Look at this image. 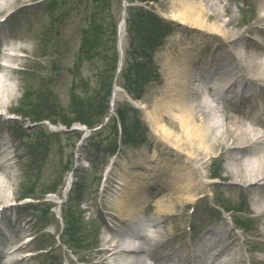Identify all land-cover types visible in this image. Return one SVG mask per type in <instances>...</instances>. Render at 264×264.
Returning <instances> with one entry per match:
<instances>
[{"label": "rangeland", "instance_id": "rangeland-1", "mask_svg": "<svg viewBox=\"0 0 264 264\" xmlns=\"http://www.w3.org/2000/svg\"><path fill=\"white\" fill-rule=\"evenodd\" d=\"M27 1L25 6L30 4V8L27 9L35 13L31 15L26 12V19L38 21L36 22V35H32L34 39L27 41L26 45L19 44L21 48L27 49L25 53L28 58L18 60L21 63L19 65L21 72H12L9 69L2 72L0 69V90L4 85L15 90V96L9 99V103L5 106H1V104L7 102L3 101L7 99L8 93L2 92V95L0 93V127L2 133L9 137L12 146L9 150L11 155L14 153L17 156L10 162L13 167H9V170L17 174L19 179V184L15 186L14 192L6 190L7 179L0 172V181L4 183V199L0 201V213L15 212L18 223L28 230L25 234H17L15 237V242H18V245L26 246L28 244V247L6 259L23 260V263L20 264H78L79 255L72 249L63 246L58 241L57 235L60 234L67 222L68 228H66L64 236L70 240L71 247L81 250L80 255L84 256L87 254L84 246H91L92 243L95 245L101 238L108 237V233H112L111 236L114 237V234L119 232L118 222L106 212L114 214L112 216H118L116 209L111 205L114 196L113 186H117L114 181H116L117 172L123 171V167L129 164L133 157L151 154L155 150L162 156L170 154L174 174H184L183 169L186 165L183 155L178 154L157 132L152 131L149 123L153 114L161 113L163 99L169 95V73L172 64L178 63V56L181 57L188 51V47L195 45L196 38L194 34L191 36V32L186 27L173 21L176 25L175 28L172 29L171 34L154 56L159 79L157 82L148 83L144 88L145 93L142 99L138 101L142 104L143 109L139 111L138 115L128 112L129 105L120 96L114 103L113 114L118 108L123 117V123L120 124L119 117H114L112 114L114 118L110 122L106 123L99 131L84 138L81 132H70L69 129L62 126H52V123L71 121V97L75 96L81 102L93 92L96 75L100 71L101 64L99 60L91 61L88 56H85L86 49L84 52L81 51V43L83 36L90 31V19L93 15H95V27L102 26L101 30L105 32L103 25L107 29L109 24L106 7L98 8L100 0H60L55 6L50 4V2L53 3L52 0ZM180 4L176 0H160L152 5L151 9L162 17H168ZM254 5L258 6L259 4L254 3L251 6L248 4L244 10L242 9L243 11L234 14L237 15L234 19L231 18V26L238 27L236 31L247 29V26L243 24L248 23L250 25L248 28L256 25L258 13L257 7ZM218 6L220 7V4ZM231 7L235 8L233 5ZM47 10L48 12L56 11V14L54 13L55 21L46 16ZM113 16V22L118 23L119 9L113 13ZM230 17L229 14H226L222 20ZM208 22L210 25L220 24L219 20L214 18H210ZM16 29L17 36L23 33V30H18L19 26ZM228 29L232 30L231 27ZM254 30L243 36L250 41L258 39L260 47L264 51V36L258 35ZM200 34L205 38L209 37L204 51L216 46V51H218V43L221 45L224 43L221 38H218L219 35L216 37ZM262 34H264L263 29ZM8 38L13 40L10 35ZM44 38L49 40L46 47L42 45ZM249 44L255 46V43ZM201 47L199 45L197 49L201 51ZM122 48L123 51H126L125 40H123ZM219 51L220 56L223 57L224 51L221 49ZM36 55L41 58L36 60ZM29 56H33L34 60H29ZM219 70L221 71V68ZM22 72L23 74H21ZM217 73L219 74V72ZM191 74L198 80L196 73L191 72ZM234 75L236 73L231 76L220 72L221 78L214 77L207 81L196 82L194 85L203 91L208 90L210 93L220 92L221 87L232 82ZM239 75L248 81L251 80V76L249 77L246 72ZM17 83L20 84L18 91L15 87ZM119 84L120 80L117 79L116 85L119 86ZM31 89L37 90L36 93L26 97V93ZM236 90H239V87ZM208 98L211 100L205 93L201 100H196V103L204 102L212 105ZM212 103L214 107V102ZM235 103L233 106L237 108ZM8 105L12 107L9 111L6 110ZM250 105L251 100L246 101L242 110H249ZM215 109L219 111V108ZM219 113L221 114V112ZM41 117H47L49 123L39 124L36 120ZM163 122L167 123L165 120ZM139 126L144 129L146 143L138 148L118 144L120 136L123 140L131 139ZM171 126L173 132L178 134V130L172 122L169 124L170 128ZM20 131L23 132L21 138L18 139L17 133ZM120 132L121 135H119ZM129 135L132 136L129 138ZM114 148L117 149H115L116 154L111 156L109 151ZM218 159H220L218 155L207 159L203 167L208 173L207 179L211 182L208 186L196 179V182L202 185L203 190L208 189L203 191V194L206 195L204 200L200 199L193 205L189 203L185 208L180 209L176 206L178 198L176 199L175 195L171 197L172 206L175 207L174 217H164L166 218L165 228L168 236H163V238L175 239L176 242L173 245L176 249L183 245L189 248L194 244L198 234L204 232L205 222L207 224H217L218 222L219 226V222H224L230 231L221 243L225 247L228 246L226 250L229 257L236 258L237 254H240L244 264H259L254 262L252 257H261L262 254L258 248L259 245L263 246L264 242L258 241L264 240V237L255 238L253 234L264 229V224L259 223L260 220L264 221V218L253 212L252 206L254 205L250 202L251 198L247 192L248 190L252 193L251 196H257V190L237 185L238 189L234 193L227 192V190H234V184L240 183L224 179L226 175L225 160L220 159L219 162ZM246 159L251 160L252 157ZM70 162H72L71 165ZM86 165H88L87 168H83ZM219 170L220 175L217 173ZM213 172L217 177L220 176L219 180L209 179ZM193 177H185L184 183L185 180L187 182ZM68 180L72 183L71 190L69 189L70 191L67 192L65 185ZM173 187L176 188V185ZM45 191H53L54 194L44 195ZM199 192H202L201 188H198L192 195ZM167 193L166 189L157 190L156 187L155 194H151L152 198L141 208L137 217L146 220L148 215L157 210L155 208L156 201L160 198L165 199L168 196ZM41 194L42 197L38 199ZM21 198H27V200L18 202ZM228 201L232 203L229 204ZM240 201L244 202V209ZM223 206L232 210L230 213L233 212V215L227 213L228 211L225 213L221 209ZM248 207H250V211L247 212ZM193 209L196 220L194 224H191ZM211 209H214L215 212L212 213ZM233 216L237 225L232 222ZM109 219L114 222H110ZM74 224L75 229L70 228V225ZM244 225L245 227H243ZM109 226L116 230L109 231ZM192 227L195 228L191 229ZM35 237L36 239H34ZM222 244H219L214 252L220 251ZM49 245L51 246L48 249ZM251 250H254V253L250 252ZM183 264H187L186 260Z\"/></svg>", "mask_w": 264, "mask_h": 264}, {"label": "bare ground", "instance_id": "bare-ground-1", "mask_svg": "<svg viewBox=\"0 0 264 264\" xmlns=\"http://www.w3.org/2000/svg\"><path fill=\"white\" fill-rule=\"evenodd\" d=\"M26 1L0 0V12L17 5H25ZM176 1L181 4L168 15V19L180 23L182 27H186L191 32V36L194 34L196 38L195 45L188 47V51L181 57L178 56V63L172 64V69L169 73V95L163 99L161 113L159 115L153 114L149 125L151 130L157 132L170 147H173L178 154L183 155L186 165L183 169L184 174H174L170 154L162 156L155 150L151 154L138 155L137 158L133 157L130 163L123 167V171L117 172L116 180L119 184L112 197L113 203H111L118 213L117 218L120 220L121 231L114 234V237L101 238L95 245L92 243L90 247L85 249L87 254L84 256L80 255V251L75 250L83 264H183L185 260L190 264H244L240 254H237L236 258H230L226 250L228 246L225 247L221 243L230 231L224 222H219L220 226L218 222L217 224L204 223L206 227L202 235V243L198 244L199 256L197 254V257L194 250L195 243L189 248L183 245L176 249L173 245L176 242L175 239L163 238V236H168L165 228L166 218L164 217H174L173 211L175 207L172 206L171 197L175 195L176 199L178 198L176 206L180 209L185 208L189 203L193 205L202 199L204 196L203 191L208 189L203 190L202 185L197 183L196 179L207 186L211 183L207 179L208 173L203 167L207 159H211L216 155L223 161L225 160L226 175L224 179L240 183L234 184V190H227V192L234 193L238 189L237 185L256 189L257 196H251L252 193L247 190L251 198L249 200L254 205L252 206L253 212L264 218V120L257 114L260 107L264 111V51L260 47L258 39L255 42V46H253L249 43H254V40L250 41L243 36L254 29H256L254 32L258 33V35L264 36L260 32L261 29L264 30V27L255 28V26L236 31L238 27L233 28L231 26V18L234 19L237 16L234 14L242 9L244 10L246 5L249 4L251 6L254 3L259 4L258 6L254 5L257 7L256 11L258 13L256 25H264V0ZM218 4H220V7ZM231 5L235 6V8H232ZM27 8V6L16 7L0 23V44L8 35L13 39L11 42L0 46V61L5 60L13 63L15 58L7 55V51L13 48L18 53H25L27 49L21 48L19 44L26 45L27 41L34 39L33 36L36 35L37 31L36 22L38 21L26 19V12L31 15L35 13ZM54 13L56 14V11L48 12L46 16L55 21ZM122 13L123 9L119 17L118 39L119 48L123 51L124 31H122L120 26L124 18ZM226 14L231 17L222 20ZM210 18L219 20L220 24L214 23L210 25L208 22ZM26 20H28L27 23H25ZM18 26V30H23V33L17 36L18 31H16V28ZM228 27H231L232 30L228 29ZM200 33L205 36L219 35V37H216L221 38L224 43L221 45L216 42L218 43V49L224 51L223 57L220 56L219 50L216 51L217 46L215 48L211 47L208 51L203 50L205 44L208 43L209 37L205 38ZM48 42L49 40L44 38L42 45L46 47ZM199 45L202 46L201 51L197 49ZM35 58L39 60L41 56L36 55ZM220 68L221 71L219 70ZM0 69L2 72L8 70V68L4 67H0ZM195 69L201 76L209 78H221L220 72L224 75L229 74L232 76L235 73L236 75H234L232 82H229L224 88L221 87V89H224L223 91L210 93L208 90L203 91L192 86L194 84L191 71ZM245 72L249 74V77L251 76V80L248 81L245 77L239 75ZM15 87L16 91H18L20 84H15ZM238 87L239 90L236 91ZM36 91L31 89L26 94H35ZM2 92L8 93L7 99L3 101L7 102L1 104V106H5L9 103V99L15 96V90L4 85L0 90L1 95ZM173 92L174 94H172ZM205 93L214 95L210 96L213 99H216L221 94L229 96V98L219 99L214 107L204 102L196 103V100H201L202 95ZM120 96L123 95L115 89L113 101L115 102ZM238 98L251 100V112L249 114L247 111L236 110L232 105V103L237 102ZM135 104L140 110L143 109L142 104L138 102ZM238 105L240 106L241 104L239 103ZM215 108H219V111ZM11 109L10 105L6 107L7 111ZM164 120L167 123H164ZM220 120L222 121L221 123L218 122ZM170 122L176 126L178 134L173 132L172 126L171 128L169 127ZM9 146V139L3 135L0 127V157L7 156L10 149ZM260 153H262L261 156H259ZM248 157H252V159H246ZM69 164L71 165L72 162ZM0 172L8 180L6 190L14 192L15 186L19 184L18 176L11 170L5 172L1 162ZM219 173H221L220 170ZM187 176L196 178L193 177L192 180H187V182L185 180L184 183V178ZM69 182L68 180L66 190ZM3 184L0 181V201L4 199ZM174 185H176V188L173 187ZM156 187L157 190L166 189L168 196L165 199L160 198V200L156 201L155 208L157 210L144 220L146 227L143 231H135L134 228H130L132 226L130 221H136L138 212L152 198L151 194H155ZM198 188H201L202 192L193 196L192 194H195ZM228 203L231 204L232 202L228 201ZM246 211H250V207ZM195 220L196 216L193 213L191 224H194ZM259 223L263 224L264 222L260 220ZM194 228L192 227L191 229ZM27 231L25 226H21L18 223L16 216H1L0 257L2 254L1 247L7 239L16 234H25ZM253 237L263 238V230L254 233ZM262 241L264 242V240ZM219 244H222L221 250L214 252ZM251 244L253 243L251 242ZM260 246L258 251L262 255L261 257H254L253 261L264 264V244ZM27 247L28 244L20 246L8 256ZM222 257L224 258L221 260ZM20 263H23V260H7V263L4 264Z\"/></svg>", "mask_w": 264, "mask_h": 264}, {"label": "trees", "instance_id": "trees-1", "mask_svg": "<svg viewBox=\"0 0 264 264\" xmlns=\"http://www.w3.org/2000/svg\"><path fill=\"white\" fill-rule=\"evenodd\" d=\"M126 1L128 3H148L156 0ZM104 7H106L105 10L109 18L107 29L103 25L105 32H102V26H99V28L95 27L94 16L89 34L87 33L84 36L81 44V51L84 52L86 49L85 56H88L90 60L96 58L103 63L102 70L97 75L93 92L90 93L86 100L80 102L79 99L72 96V120L69 122L61 121L60 123L63 125L70 126L77 122L92 129L101 124L108 111V100L116 65V54L114 52L115 24H113L112 2L110 0H102L101 8ZM126 25L128 50L126 52L125 67L122 72L123 87L133 99L137 100L141 98L144 86L151 80L152 75L154 79L157 78L156 68L153 67V55L163 43L162 40L170 29L161 20L141 9L128 11ZM118 116L122 117L120 113H118ZM131 136L129 135L128 137L130 138ZM65 227L68 228L67 222ZM70 228L75 229V224L70 225Z\"/></svg>", "mask_w": 264, "mask_h": 264}]
</instances>
